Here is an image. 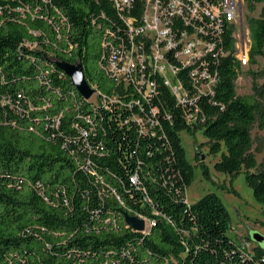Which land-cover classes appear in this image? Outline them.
I'll return each mask as SVG.
<instances>
[{"label": "trees", "instance_id": "1", "mask_svg": "<svg viewBox=\"0 0 264 264\" xmlns=\"http://www.w3.org/2000/svg\"><path fill=\"white\" fill-rule=\"evenodd\" d=\"M246 3L254 12L264 0ZM248 23L253 65L264 56V6ZM127 41L110 0H0V264H264L263 248L246 253L230 236L217 193L187 202L194 165L180 136L202 130L216 169L245 172L264 202L251 150L253 129L264 130V81L237 94L243 67L224 35L207 57L211 92L194 90L182 69L190 101L159 76L145 99L104 69V43ZM55 61L81 63L101 102ZM137 115L143 127L129 122ZM126 214L152 224L137 232Z\"/></svg>", "mask_w": 264, "mask_h": 264}, {"label": "built area", "instance_id": "2", "mask_svg": "<svg viewBox=\"0 0 264 264\" xmlns=\"http://www.w3.org/2000/svg\"><path fill=\"white\" fill-rule=\"evenodd\" d=\"M110 2L125 22L128 41L104 43V69L125 87L135 86L145 99L157 93L159 76L180 104L190 101L179 75L182 69L189 70L187 78L194 90L211 92L217 76L210 71L207 57L215 47H224V35L234 41L243 70L249 65L251 37L243 13L246 0ZM138 3L140 13L134 14ZM129 122L145 124L138 115Z\"/></svg>", "mask_w": 264, "mask_h": 264}, {"label": "rangeland", "instance_id": "3", "mask_svg": "<svg viewBox=\"0 0 264 264\" xmlns=\"http://www.w3.org/2000/svg\"><path fill=\"white\" fill-rule=\"evenodd\" d=\"M263 6L264 3L258 4L254 12H249L245 3L244 22L248 29L249 17L259 16ZM249 70L257 74H251ZM253 80L259 84L264 81V56L257 57L256 64L248 65L242 71L236 82L237 94L252 93ZM91 99L97 103L101 102L98 94ZM180 136L187 152V158L194 165V178L186 191L187 202L194 204L209 192L217 193L230 212L232 221L229 234L233 240L240 244L246 253L252 255L256 254L257 247L264 249V241L258 243L253 240V234L256 232L264 236V202L255 198L253 189L246 181L245 172L229 174L216 169L215 163L220 155L210 154L208 138L202 130L196 133L181 131ZM252 136L254 142L251 150L261 168L264 167V130L255 127ZM197 156L201 159L197 160ZM150 225V220L146 219V230L150 228Z\"/></svg>", "mask_w": 264, "mask_h": 264}, {"label": "water", "instance_id": "4", "mask_svg": "<svg viewBox=\"0 0 264 264\" xmlns=\"http://www.w3.org/2000/svg\"><path fill=\"white\" fill-rule=\"evenodd\" d=\"M55 64L72 79L73 84L85 99L90 100L97 93V89L91 87L89 84L81 63L55 61ZM125 217L128 228H132L138 232H142L146 229L145 219L129 214H126ZM253 240L261 243L264 241V236L256 232L253 234Z\"/></svg>", "mask_w": 264, "mask_h": 264}]
</instances>
